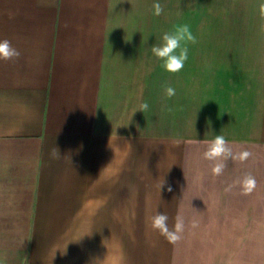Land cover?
Instances as JSON below:
<instances>
[{
	"label": "crops",
	"instance_id": "1",
	"mask_svg": "<svg viewBox=\"0 0 264 264\" xmlns=\"http://www.w3.org/2000/svg\"><path fill=\"white\" fill-rule=\"evenodd\" d=\"M154 2L0 0V264H264L262 0ZM177 24L197 42L173 74L150 49Z\"/></svg>",
	"mask_w": 264,
	"mask_h": 264
},
{
	"label": "clouds",
	"instance_id": "2",
	"mask_svg": "<svg viewBox=\"0 0 264 264\" xmlns=\"http://www.w3.org/2000/svg\"><path fill=\"white\" fill-rule=\"evenodd\" d=\"M259 9L262 18H264V0L260 3ZM152 10L155 16H160L163 13L164 8L159 3V0H155L152 5ZM262 30H264V25H262ZM196 42V37L193 35L190 25L177 24L171 30L164 32L159 42L152 45L150 50L152 55L162 62L161 67L165 71L174 74L181 71L184 68L185 62L188 60V45L195 44ZM19 57V50L12 47L10 41L6 39L0 40V60L14 61L18 60ZM165 92L168 98L175 95L174 88L170 86L165 87ZM148 108L149 105L147 102H144L140 105L138 111L143 113ZM52 155L53 158H60L61 154L57 147L52 150ZM249 155L250 153L245 151L239 158L243 160ZM204 158L215 162L212 171L215 175H220L225 167L223 161L235 157H233L232 149L228 146L225 138L222 135H216L209 142L207 150L204 152ZM242 185L245 192H251L256 186V181L251 175H246L242 181ZM168 190L171 191V188L169 187ZM168 219L166 214L157 212L152 218V227L158 230L169 242L176 243L182 238L185 224L183 219L177 217L174 227L170 229Z\"/></svg>",
	"mask_w": 264,
	"mask_h": 264
},
{
	"label": "rangeland",
	"instance_id": "3",
	"mask_svg": "<svg viewBox=\"0 0 264 264\" xmlns=\"http://www.w3.org/2000/svg\"><path fill=\"white\" fill-rule=\"evenodd\" d=\"M195 79H201V78H195ZM162 80H163V83L165 84V82L167 83V84H169V82H170V78H162ZM165 81V82H164ZM185 83V82H184ZM179 85H180V82H179ZM197 85H200V84H196L195 85V87L197 88ZM198 89V88H197ZM198 91H199V89H198ZM179 95H180V88H179ZM163 96H166V93H163ZM163 104H165V101H163ZM163 111H164V109H163Z\"/></svg>",
	"mask_w": 264,
	"mask_h": 264
}]
</instances>
